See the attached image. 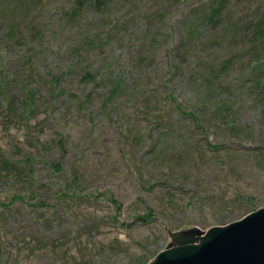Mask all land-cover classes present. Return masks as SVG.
<instances>
[{"label": "rangeland", "instance_id": "obj_1", "mask_svg": "<svg viewBox=\"0 0 264 264\" xmlns=\"http://www.w3.org/2000/svg\"><path fill=\"white\" fill-rule=\"evenodd\" d=\"M207 1L111 0L71 23L73 0H0V264H145L264 206L246 23L264 0L191 29Z\"/></svg>", "mask_w": 264, "mask_h": 264}, {"label": "water", "instance_id": "obj_2", "mask_svg": "<svg viewBox=\"0 0 264 264\" xmlns=\"http://www.w3.org/2000/svg\"><path fill=\"white\" fill-rule=\"evenodd\" d=\"M175 237V245L145 264H264V206L202 234L190 231Z\"/></svg>", "mask_w": 264, "mask_h": 264}, {"label": "trees", "instance_id": "obj_3", "mask_svg": "<svg viewBox=\"0 0 264 264\" xmlns=\"http://www.w3.org/2000/svg\"><path fill=\"white\" fill-rule=\"evenodd\" d=\"M111 0H73L72 5L65 12L67 21L73 23L81 21L82 14L90 6H94L97 9H102L106 7ZM225 0H208L207 3L201 2V5L198 7L200 12L198 17L192 19L191 29L197 25H200L203 28L204 25L208 23H214L223 18V12L226 11V7H223ZM249 9H252V6H249ZM252 20L247 21L248 28L251 30V43L254 47H264V10H261L260 5L257 8V11L254 12ZM213 79L211 76L202 77V82L207 83L206 87L209 88ZM215 86L213 85L209 91L214 90ZM194 117V116H192ZM195 118V117H194ZM62 140L59 139V143ZM152 218V214L147 212L146 214L140 216L138 219L148 221Z\"/></svg>", "mask_w": 264, "mask_h": 264}]
</instances>
